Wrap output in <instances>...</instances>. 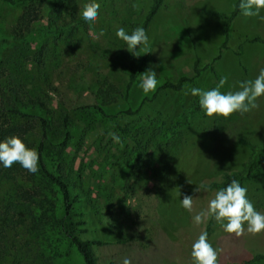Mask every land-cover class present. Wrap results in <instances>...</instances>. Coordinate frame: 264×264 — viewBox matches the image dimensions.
Masks as SVG:
<instances>
[{"label": "rangeland", "instance_id": "1", "mask_svg": "<svg viewBox=\"0 0 264 264\" xmlns=\"http://www.w3.org/2000/svg\"><path fill=\"white\" fill-rule=\"evenodd\" d=\"M58 2L64 1L35 0L31 31L23 34L17 23L24 6L0 0V124L9 121L17 131L11 135L25 136L36 148L41 131L37 114L54 121L70 116L67 169L77 182L72 191L80 195L76 210L86 220L85 237L105 242L95 248L98 264H122L124 257L131 264H191V244L207 226L194 225L191 216L207 206L215 191L194 189L241 167L249 150L240 139L264 142V96L257 99L256 109L243 115L208 117L200 109L182 125L181 115L198 103V97L186 93L191 87H214L222 77H227L222 91L254 79L264 68V20L239 13L223 47L225 20L208 12H230L235 0H164L147 28L152 56L146 69L155 68L157 95L144 94L139 79L126 96L121 65L129 51L115 37V29L137 27L152 0H98L100 19L87 29L80 25L71 38L67 27L57 29L50 16ZM70 2L67 8L76 9V19L83 21L79 10L86 1ZM197 58L201 73L194 81L180 91L158 89L164 80L190 75ZM103 80L120 89L106 106L110 113L135 109L148 99L138 113L122 115L118 122L79 109L94 99L91 91ZM10 98L35 100L33 116L6 113L2 105ZM16 181L23 182L20 177ZM244 185L254 206L264 212V173ZM34 186L42 195L23 199L14 194V179L0 185V264H83L76 248L57 235L49 216L56 192L46 184ZM185 194L193 195L192 214L180 207ZM209 239L220 249L218 264H246L252 255L264 253V232L238 237L214 221Z\"/></svg>", "mask_w": 264, "mask_h": 264}, {"label": "trees", "instance_id": "2", "mask_svg": "<svg viewBox=\"0 0 264 264\" xmlns=\"http://www.w3.org/2000/svg\"><path fill=\"white\" fill-rule=\"evenodd\" d=\"M4 2L16 5L22 4L24 6V11L21 18L17 23V27L22 29L23 34L25 32L31 31L32 26V15L37 10L34 5L35 0H3ZM58 2L54 4L53 10L50 12V16L54 21V25L57 29H64L67 27V36L72 37L74 33L78 30L80 25H84L87 29V24L83 21L78 22L76 19L77 10L68 7L66 1ZM75 2L77 0H69ZM87 2V0H85ZM164 0H152L149 9L145 13L143 20L138 26H143L147 30L148 25L151 20L157 14ZM239 0H235L234 7L230 12L225 11H209L211 15L225 20L224 25V41L222 43L223 47H227L229 41V30L233 19L239 14L238 9ZM70 12H68V10ZM68 18H67V17ZM62 23L59 25V21ZM53 21H51L53 23ZM49 25H53V24ZM16 27V28H17ZM60 27V28H58ZM66 36V37H67ZM71 40V39H69ZM259 40V39H257ZM4 39L0 40V49ZM242 52V49H241ZM140 56H133L132 53H128L126 60L121 65V70L126 75L125 82V95L128 96L133 85L141 78L142 72L147 68L149 61L152 56L151 49H147L144 52H138ZM9 61V60H8ZM7 61V62H8ZM1 63V59H0ZM201 73L200 69V59L197 58L193 63L191 74L180 76L177 80H164L158 89H172L175 91H180L183 89L186 82H192ZM92 94L94 99L92 101L81 103L77 107L79 109L94 111L101 114L102 116L109 118L118 122V119L122 115H132L139 112L142 105L148 99V97L143 98L139 105L135 108H127L116 113H110L106 110V106L111 104L116 99V94L120 93V89L116 87L115 84L103 80L99 81L96 88L92 89ZM157 95V92L153 94V97ZM37 107V102L35 100H30L29 102H23L21 100L10 98L8 102H4L2 109L9 113L11 116L17 117H31L33 116V110ZM200 110L199 104L193 102L190 107L181 115L180 124L184 125L189 122L191 117L195 115ZM38 118L41 131L39 136V142L36 145V150L40 155V168L39 172L35 175L30 174L27 170L21 168L19 164H13L11 168L0 167V185L4 179H14L16 182L17 191L14 192L16 195L23 199H33L34 196H40L39 192H34L36 186L34 184L38 183L41 185H48L53 188V192H56L57 202L52 210H49V216L54 222V228L62 239H64L69 246H74L83 264H98L97 256L95 255V248L97 246L105 244L104 241L97 238H87L85 237L86 220L83 218L82 212L76 210V204L80 201V195L78 192H73L72 189L77 186V182L72 180L71 171L67 169L68 162L65 157V151L69 146L70 139L72 137V121L69 115L65 114L54 121L46 115L37 114L35 116ZM0 124V140L8 137L14 133H17L14 126H11L10 122H3ZM119 128L126 132V128L119 125ZM240 141L248 148L249 155L247 159L242 163L239 169L225 171L222 174L220 180L212 181L208 185L210 189L216 190L232 179H238L242 185L247 181L252 179L256 173H264V142L255 143L249 139H240ZM171 154L166 155L169 157ZM171 155L170 158H172ZM169 158V159H170ZM52 161V162H51ZM166 169H170L166 167ZM167 173V171H165ZM20 177L23 181L21 184L16 181ZM166 177V174H165ZM4 178V179H3ZM32 181V182H30ZM32 183V186H30ZM7 206V205H6ZM48 215V214H47ZM214 221H209L206 226V231L209 233ZM69 253V248L66 251ZM264 260V253H256L250 258L245 260L246 264H253ZM110 264H113L112 262Z\"/></svg>", "mask_w": 264, "mask_h": 264}, {"label": "clouds", "instance_id": "3", "mask_svg": "<svg viewBox=\"0 0 264 264\" xmlns=\"http://www.w3.org/2000/svg\"><path fill=\"white\" fill-rule=\"evenodd\" d=\"M237 7L243 17L264 20V15H261L264 11V0H239ZM79 15L85 24L95 25L101 16V5L98 0H87L80 8ZM103 34L101 31L100 35ZM115 37L136 57L140 56L138 52L147 50L150 43L149 33L143 26H137L130 31L124 27H117ZM226 82L227 77H222L214 87L208 89L191 87L186 94L198 97L199 107L208 117L227 118L234 113L243 115L258 107L257 99L264 96V68L259 70L254 79L238 81L235 90L222 91ZM157 85V73L153 66L142 72L138 87L144 94L155 92ZM112 137L114 142H119V136L113 133ZM13 164H19L33 175L39 172L40 155L35 147L29 146L25 136L11 135L0 140V167L7 169ZM201 190L208 192L210 186L201 182L194 191ZM179 203L188 213H193V195H183ZM191 219L196 226L215 221L224 232L234 233L238 237L245 232L250 234L264 232V212L257 210L249 198L248 187L242 185L238 179H232L216 189L207 206L195 212ZM219 255L220 249L213 247L209 233L201 230L191 244V264H218ZM122 264H131V260L124 257Z\"/></svg>", "mask_w": 264, "mask_h": 264}]
</instances>
